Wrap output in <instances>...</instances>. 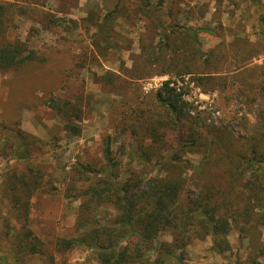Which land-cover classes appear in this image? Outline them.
Wrapping results in <instances>:
<instances>
[{
  "label": "trees",
  "instance_id": "1",
  "mask_svg": "<svg viewBox=\"0 0 264 264\" xmlns=\"http://www.w3.org/2000/svg\"><path fill=\"white\" fill-rule=\"evenodd\" d=\"M124 1L118 0L114 9L104 16L91 11L86 17L96 28L92 40L97 49L102 48L103 41L111 35L109 27L114 13L123 10L128 17L132 14L131 8H136L154 18L150 9L153 0H133L131 6ZM251 1L257 6L264 5L261 0ZM246 2L248 0H244ZM169 5V11L176 14L175 20L188 9H175L179 6L175 0ZM16 6V2H0V73L20 75L27 92H37L41 87L43 102H50L53 109L68 117L66 131L76 134L80 127L69 125V119L79 116L78 112L67 110L69 101L60 106L53 94L63 81L64 73L61 69L45 67L54 58L30 47L27 40L11 39L8 35V29L13 27L9 25L13 19L8 16L9 11L14 8L21 14L27 12L25 7ZM47 18L49 23L65 24V20L56 19V15ZM73 25L78 26L77 21ZM66 27L70 30L72 26ZM171 29L164 35L161 53L154 47L155 51L145 48L144 59L133 73L140 74L136 79L151 76L148 68L157 63L167 64L165 73L175 70V74L183 76L191 73L185 69L198 64L203 54L208 57L203 62L206 65L218 64L229 54L223 48V40L205 51L200 38L204 31L213 34L210 27L191 28L175 22ZM244 41L238 35L231 41L233 50L242 51ZM165 51L168 52L163 53ZM237 56L242 66L253 58L241 52ZM255 70L258 69L239 72L243 76ZM220 76L211 74L199 80L206 77L212 83H226ZM32 79L35 84L31 83ZM96 79L117 96L110 118L114 133L127 140L121 145L114 135L106 140L105 171L78 191L81 199L75 234L58 237L54 249L31 227L33 197L38 190L46 188L43 168L26 165L23 169H9L1 190L9 201L15 223L6 219L0 231V264H29L30 258H40L43 264H55V252L68 254L79 249L90 252L98 264H172L176 259L182 260V253L194 239L214 238V254L232 250L229 239L232 232L238 233L244 249V256L238 259L240 264H264V104L252 133L240 137L230 122L208 123L209 113L194 109L171 86L173 79L165 81L153 94L151 104L144 100L140 84L134 77L125 78L108 70ZM243 79L247 81L245 76ZM238 88L251 110L259 98L257 93L264 95V80L256 91L250 90L255 93ZM238 124L246 129L245 132L251 125L246 115L239 118ZM12 132L16 143L20 144L15 156L27 159L30 149L26 144L30 142V135L0 122L3 140L7 142ZM128 143L132 146V163L127 165L118 155L128 153ZM120 169H124L127 177L118 183L116 176ZM102 208L112 210L113 214L98 219L97 212ZM164 233H170L172 239L158 241Z\"/></svg>",
  "mask_w": 264,
  "mask_h": 264
},
{
  "label": "rangeland",
  "instance_id": "2",
  "mask_svg": "<svg viewBox=\"0 0 264 264\" xmlns=\"http://www.w3.org/2000/svg\"><path fill=\"white\" fill-rule=\"evenodd\" d=\"M6 1L16 2L15 8L22 6L27 10L23 14L16 12L14 8L9 11L8 16L13 18L9 23L13 27L7 31L9 37L27 40L30 47L54 58V61L50 60L45 67L61 69L64 73L63 81L53 93L55 101L60 106H63L65 101L71 102L67 110L70 112L74 109L79 116L73 115L69 119V125L79 126L80 131L76 134L66 131L68 117L59 114L51 107L50 102H43L41 87L37 92H27L22 86L20 75L16 76L11 72L0 73V122L30 135V142H22L30 149L27 159L15 156V150L20 148V144L16 143L14 132L7 142L0 136V231L6 219L15 223L9 201L1 190L2 182L9 169H23L28 165L35 169L41 166L45 172L43 180L46 183V188L38 190L33 197L32 229L52 249L55 248L58 237L75 234L81 199L78 191L105 171L106 140L111 135L117 138L119 145L127 140L125 136L114 133V124L110 118L111 108L117 96L97 82V75L111 70L125 78L136 79L140 74L133 73L144 59L142 56L146 54L145 48L161 53L164 35L167 31L170 33L171 24L175 22L191 28L210 27L214 31L213 34L204 31L200 38L205 51L223 40V48L229 54L223 56L218 64L211 65L203 63L208 58L207 54H203L198 64L191 66V69H185L191 73L183 76L175 74V70L165 73L167 64L157 63L149 66L151 76H140L136 79L144 100L151 104L153 94L163 87L165 81L173 79L171 86L175 87L194 109L209 113L208 123L216 125L230 122L235 134L240 137L252 133L258 112L264 104L261 98L264 95L258 92L259 98L249 110L250 107L244 102L238 87L250 92L256 91L263 84L264 5L257 6L252 4L251 0L246 3L244 0H175L179 4L175 9L188 8L179 20H175V13L169 11V4L173 0H153L150 9L154 18L136 8H131L132 14L128 17L123 10L114 13L111 17L112 26L109 27L111 35L103 41L102 48L97 49L92 40L96 28L86 17L91 11L104 16L114 9L118 0H0ZM132 1L124 2L131 6ZM198 1L200 3L197 4ZM261 1L264 4V0ZM218 7L220 10L216 11ZM49 15H56V19L65 20V24L62 26L49 23ZM73 20L77 21L78 26L73 25ZM66 26L74 27L68 30ZM238 35L245 40L242 51L238 48L233 50L231 46V41ZM239 52L252 55L253 58L242 66L237 59ZM242 69L258 70H255V73H245V82L239 72ZM211 74L221 75V78L226 79V83L216 81V84L206 80ZM230 75H234L235 79L230 78ZM201 76L206 77L199 80ZM31 83L35 84V81L32 79ZM245 115L251 123L247 132L238 124L239 118ZM127 150L126 155H118V158L128 165L132 163V146L129 143ZM21 151L24 152L23 149ZM126 177L124 169H120L116 181L121 183ZM112 214V210L102 208L98 210L97 218L106 219ZM171 239L170 233L158 237V241ZM229 239L232 250L222 254H214V238L203 241L194 239L182 253V260L176 259L171 263L240 264L238 259L241 255L244 256V249L241 247L238 233L232 232ZM55 254V264H98L97 259L85 250ZM29 264H43V261L40 258H30Z\"/></svg>",
  "mask_w": 264,
  "mask_h": 264
}]
</instances>
